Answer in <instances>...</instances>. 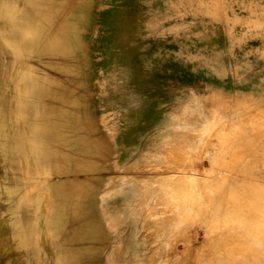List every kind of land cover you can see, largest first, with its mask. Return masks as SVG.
Listing matches in <instances>:
<instances>
[{
    "label": "rangeland",
    "instance_id": "374dc122",
    "mask_svg": "<svg viewBox=\"0 0 264 264\" xmlns=\"http://www.w3.org/2000/svg\"><path fill=\"white\" fill-rule=\"evenodd\" d=\"M6 1L0 0V264H55L54 253L41 254L33 242L34 225L42 216V185L29 195V185L41 182L50 160L31 157L38 139L31 140L22 122L16 130L9 128L4 111L15 85L8 72ZM10 1L30 13L40 5V0ZM70 1L54 3L64 8ZM99 5L102 72L135 70L134 76L123 74L121 92L111 99L117 108L119 100L118 126L129 118L120 132L130 147L120 156L123 168L110 171L115 178L108 199L117 219L118 209L124 214L125 240L134 247L130 261L264 264V0H101ZM63 19L52 20L42 43V36L31 43L36 45L32 53L37 51L30 63L40 83L35 110L45 120H72V128L83 129L42 75L44 68L61 63L50 37ZM20 30L11 29L16 38ZM33 109H28L30 116ZM64 145L71 151L74 140ZM93 177L75 173L72 178ZM65 238L47 246L62 252ZM117 244L115 233L101 264H107ZM88 264L100 262L94 258Z\"/></svg>",
    "mask_w": 264,
    "mask_h": 264
},
{
    "label": "bare ground",
    "instance_id": "6f19581e",
    "mask_svg": "<svg viewBox=\"0 0 264 264\" xmlns=\"http://www.w3.org/2000/svg\"><path fill=\"white\" fill-rule=\"evenodd\" d=\"M54 1L57 0H40V5L36 11L30 13L25 5L19 7L17 2L14 3L7 0L2 14L7 21H10L8 27H4V29L7 28L5 30L7 33V45L11 49L8 50L10 51L8 58L11 61L8 69L9 78L15 83L10 88V90L12 89V95H10L11 93L7 95V91L5 93L7 98L4 111L8 127L16 130V126L22 122L21 126L28 132V136L33 137L31 140L35 142L34 138L38 139L37 147L33 150L31 157L33 159L50 160L47 171H43L41 175V182H32L29 185V195L31 196L36 193L37 185H42L43 190L40 204L42 216H39V222L34 225L32 231L34 232L33 242L39 244L41 254L54 253L55 264H88L94 258L101 264L103 263L102 259L105 249L111 243L114 234L118 233V244L113 246L111 252L107 254V256H110L107 264H133L130 261V256L134 254V247L132 242L125 240L126 233L122 228L124 214L118 209L117 219L108 210V199L112 196L111 187L115 178V176L112 177L110 175L112 174L110 171L123 168L119 164L120 156L126 148L130 147L129 138L123 132H120V128H125L130 124L129 118L122 120L123 122L121 121L124 127H119L118 122L120 120L118 121L117 119L118 116L121 117L119 100L118 108L111 101L116 93L119 94L121 92V79L124 72L113 70L109 74H104V71L102 72L101 70V64L98 62L99 57L97 54L103 48L100 42L98 43L100 31L96 21L101 0H71V5L64 8H58ZM18 13L20 14L21 24L16 25V15ZM62 17L64 18L63 21H60L53 29L52 37H50L52 48L60 51L57 56H59L61 63H54L52 66L44 68L42 75L44 81L54 85L52 88L55 91L54 97L56 99L59 98L65 108L72 111L74 123H81L83 129L72 128L70 125L72 120L53 121L48 118V120H45V118L41 117L42 115L37 113L40 111H37V108L35 110L36 101H38L35 98V93L40 83L37 80V68H33L30 63L33 53L37 51L36 49L32 53L31 46L33 45L31 43L36 36H42L41 39L39 38V42L42 43L43 35H48V30H50L48 28L52 20L62 19ZM120 23L121 20L118 21V27ZM13 27L21 28L18 31L19 38L15 36L17 32L11 31ZM1 29L3 30V28ZM41 47H43V44ZM48 57L46 56L45 60ZM49 60L51 63V59ZM116 61L115 63H117ZM125 74L134 76L135 70L127 69ZM150 81L152 82V80ZM31 106L34 108V113L30 116L29 111L32 108L29 111L28 109ZM15 113L16 116L14 118ZM68 115L70 116V113ZM41 123L47 124L46 129L43 128L42 130L40 127ZM70 139L74 140V149L71 148V151L67 150L66 145H64L68 144ZM166 146L165 144L164 147ZM19 151L22 152V150ZM21 159H28V156H23ZM175 168L178 169V167ZM159 170L162 171L164 169L161 170L160 168ZM75 173L93 174L94 177L87 180L83 178L76 180L72 178ZM105 173L109 175L106 176ZM104 184L105 187H103ZM176 187L178 188V185ZM161 202L163 203V201ZM62 235L66 237L64 240L66 243L64 251H54L47 246L48 242L58 240Z\"/></svg>",
    "mask_w": 264,
    "mask_h": 264
}]
</instances>
